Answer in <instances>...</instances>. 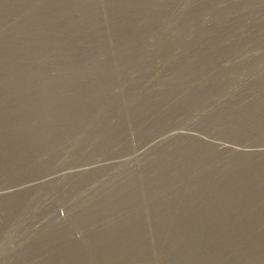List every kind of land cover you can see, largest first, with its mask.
<instances>
[{
    "label": "rangeland",
    "instance_id": "obj_1",
    "mask_svg": "<svg viewBox=\"0 0 264 264\" xmlns=\"http://www.w3.org/2000/svg\"><path fill=\"white\" fill-rule=\"evenodd\" d=\"M0 264H264V0H0Z\"/></svg>",
    "mask_w": 264,
    "mask_h": 264
},
{
    "label": "trees",
    "instance_id": "obj_2",
    "mask_svg": "<svg viewBox=\"0 0 264 264\" xmlns=\"http://www.w3.org/2000/svg\"><path fill=\"white\" fill-rule=\"evenodd\" d=\"M85 237H86V235L83 233V234L77 236L76 240L82 243L85 241Z\"/></svg>",
    "mask_w": 264,
    "mask_h": 264
}]
</instances>
